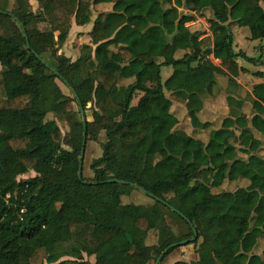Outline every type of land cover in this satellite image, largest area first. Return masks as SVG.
I'll use <instances>...</instances> for the list:
<instances>
[{
	"label": "trees",
	"instance_id": "trees-1",
	"mask_svg": "<svg viewBox=\"0 0 264 264\" xmlns=\"http://www.w3.org/2000/svg\"><path fill=\"white\" fill-rule=\"evenodd\" d=\"M36 1L34 12L28 0H0V264H93L84 256L155 264L193 236L190 225L189 244L201 239L193 264H264V155L255 138L264 137V93L248 98L249 114L235 99L239 59L264 61L236 52L231 31L263 41L264 0ZM97 4L107 11L89 33L94 47L82 45L74 61L59 54L71 21L89 23ZM203 12L207 47L188 26ZM163 67L172 72L162 83ZM165 90L183 106L164 109ZM220 99L227 113L203 122L205 102ZM181 116L200 127L188 133ZM101 134L93 177L82 168L79 177L83 140ZM225 182L245 184L214 192ZM134 190L151 204L129 202Z\"/></svg>",
	"mask_w": 264,
	"mask_h": 264
},
{
	"label": "rangeland",
	"instance_id": "rangeland-1",
	"mask_svg": "<svg viewBox=\"0 0 264 264\" xmlns=\"http://www.w3.org/2000/svg\"><path fill=\"white\" fill-rule=\"evenodd\" d=\"M205 4L202 3L201 7L204 6ZM209 15L206 12H203L202 14L196 15L195 20L193 21L192 24L189 25V29L193 32H198L200 35H203L206 37L204 39V46L207 47L208 45L211 44V36L209 35V30H208V24H207V19ZM231 31L234 35V50L239 53H243L245 56L252 58V59H261L264 61V40L263 41H251L248 39L249 32L247 28H240V27H232ZM77 44H65L61 46V50L63 54H67L71 56V60L75 58V55L73 54V49L76 48ZM262 57V58H261ZM75 60V59H74ZM216 63V62H215ZM239 65H241L244 70L241 75L237 78V81L246 89L252 91V95L256 98L259 99L263 93H264V64H260V62L257 63H252L249 62L248 60H243L239 59L238 61ZM172 68L171 67H163L161 69V82L163 83L171 74ZM261 72L262 76H256L255 73ZM58 85L60 86L61 90L63 91L64 94L70 95L69 91L59 82H57ZM165 92V99L161 103L164 109H166L170 103L176 102L174 101L175 99L172 98L170 92L164 91ZM243 95H246V98H250L249 94L247 92L242 93ZM248 95V96H247ZM140 95H138L136 98L133 99L132 104L134 105ZM249 102V101H248ZM75 110L76 107L73 105L72 106ZM251 110L250 103H246L244 107L242 108V111L245 114H249ZM90 118V117H89ZM180 123L182 127L188 131V133H191L192 127L190 126L186 116L180 117ZM220 122V121H219ZM219 122H216V125L218 126ZM193 127H200L199 124L193 123ZM64 133V132H63ZM203 138V137H202ZM205 138V137H204ZM104 140V134H101L99 136V141L98 142H88L85 147L84 151V157H83V165H82V172L83 176L86 179H91L93 177V173L90 169V164L93 160L99 158L102 154V149H101V143H103ZM34 176V173L29 172L27 175L23 176L22 178H29ZM244 182H239L236 184H231V183H226L219 188L218 190H214V192H232L234 191L237 187L244 185ZM149 200V197L142 194L141 192L134 190L132 194L130 195V199L128 200L129 202L135 203V204H146L150 205L151 202H145ZM145 202V203H144ZM149 203V204H147ZM209 216L208 211H204L202 214V221L203 223L207 220ZM167 222L172 226L173 232L176 236L181 235L183 230L182 227L179 223H175L172 219H167ZM156 238L157 234L156 232H151L146 240V243L149 245H152L156 243ZM191 238V237H190ZM189 238V239H190ZM201 243V239H198L196 244H187L183 246H178L171 252L162 262L160 261L159 264H173L176 261H184L189 264H193L198 260V248L199 244ZM235 245H237V242L234 241ZM264 245L263 239L260 240L259 243V249ZM56 248V251H61L65 250L68 248V246H62L58 245ZM67 259V258H63ZM84 260L89 261L90 263H95V260L93 257H87L84 256Z\"/></svg>",
	"mask_w": 264,
	"mask_h": 264
},
{
	"label": "crops",
	"instance_id": "crops-1",
	"mask_svg": "<svg viewBox=\"0 0 264 264\" xmlns=\"http://www.w3.org/2000/svg\"><path fill=\"white\" fill-rule=\"evenodd\" d=\"M28 2L31 5L32 10L35 12L37 10V8H38L37 1L36 0H28ZM102 11L103 12L107 11V9L105 8V6L103 4L95 5L94 8H93V13H92L91 18H90V22L85 24V25H83V26H79L74 21H71L70 28H69V31H68V34H67V38H66L65 42L61 46H63L64 44H65V46H67V44L68 45L69 44H73V45L77 44L76 48H72L73 49V54L75 55L74 59H76L77 53H78V51H79V49H80V47L82 45H90V46L94 47V45L91 43V39H90L89 33H90V31H91V29L93 27V22H94L96 16L99 13H101ZM60 47H59L58 53L59 54H63V52H62ZM64 55L66 57H68V58H71V56H69L67 54H64ZM74 59H72V61H74ZM213 63L216 64V65L219 64V62L217 60H213ZM239 66L241 68H243L241 65H239ZM244 70H246V69L243 68L242 72ZM242 72L239 75H241ZM255 75L261 77L262 73L261 72H257V73H255ZM237 78L235 80H236L237 85L239 86V92H240L242 97H235V99L237 101L241 102V103H244V104L248 103V97L245 98L246 95L243 96V94H242L244 92H247L249 94L250 98L256 99L252 95V91H250V90L246 89V87L242 86L237 81ZM171 104H172V107H178V106L182 107L183 106L182 104H179L177 102H173ZM226 113H227V105H226V103L224 102L223 99L215 100L213 102L212 101H206L205 105H204V110H203V112L201 114V118L202 117H204V118L209 117L208 118L209 120H205L203 122H215V121H218V116H219V121H220ZM187 120H188V122H189V124L191 126V123H190L188 118H187ZM191 127H192V130H193V125ZM255 138H257V139L262 141V147H261L260 154L264 155V137H261L260 135L255 134Z\"/></svg>",
	"mask_w": 264,
	"mask_h": 264
},
{
	"label": "water",
	"instance_id": "water-1",
	"mask_svg": "<svg viewBox=\"0 0 264 264\" xmlns=\"http://www.w3.org/2000/svg\"><path fill=\"white\" fill-rule=\"evenodd\" d=\"M81 115H82V112H81ZM82 120H84V117L82 116ZM84 151H85V141L83 140L82 142V147H81V151H80V157H79V169H78V176L81 177V168H82V164H83V157H84ZM109 183H116L118 181L116 180H109L108 181ZM150 197H152L153 199L157 200V198L153 197L150 195ZM190 228H191V232H192V237L190 239H186V240H182L178 243H174L171 245L170 248H175V247H178V246H183V245H187L191 242H194L196 241L197 239V233H196V230L193 228V226L190 225ZM168 249H165L162 254L157 258L155 264H159V262L161 261L162 257L167 253Z\"/></svg>",
	"mask_w": 264,
	"mask_h": 264
}]
</instances>
